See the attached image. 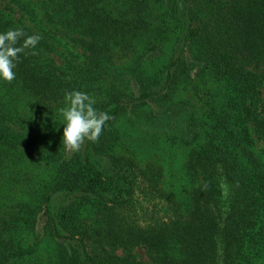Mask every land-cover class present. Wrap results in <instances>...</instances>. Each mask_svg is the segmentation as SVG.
I'll list each match as a JSON object with an SVG mask.
<instances>
[{
  "label": "trees",
  "instance_id": "1",
  "mask_svg": "<svg viewBox=\"0 0 264 264\" xmlns=\"http://www.w3.org/2000/svg\"><path fill=\"white\" fill-rule=\"evenodd\" d=\"M16 28L42 39L0 78V264H45L41 250L47 264H264V0H0V33ZM74 90L111 118L68 155L59 109ZM126 119L186 148L179 185L115 151ZM29 163L54 172L6 209ZM54 194L76 199L56 214Z\"/></svg>",
  "mask_w": 264,
  "mask_h": 264
},
{
  "label": "rangeland",
  "instance_id": "2",
  "mask_svg": "<svg viewBox=\"0 0 264 264\" xmlns=\"http://www.w3.org/2000/svg\"><path fill=\"white\" fill-rule=\"evenodd\" d=\"M182 96H177V98H188L191 102H194L192 97H190L191 93H188L183 90V92L180 93ZM66 106V104H65ZM125 124L128 126L125 129L124 135L119 143V145L115 148V151L124 154L125 156H130L135 161H139L142 164L148 163V162H154L158 163L164 166L165 171V178L167 183L179 185L183 179H182V173H183V163L186 159V148L180 147V146H172L168 143L161 142V138L163 136L159 134H163L164 128L160 127L159 133L156 134L155 132L152 133L149 130V126L144 122H131L127 119L125 120ZM155 140V141H154ZM147 142H152L150 145H148ZM256 150L264 156V141L263 140H257L256 141ZM85 148V144L83 145L82 149ZM114 151V150H113ZM68 155H72L75 152L68 151ZM95 158L97 162L103 167V168H111L110 159L109 156L102 153L95 154ZM27 167H30L32 172L30 173L27 169V176H32L33 181L31 183H27L25 179V176H21L18 180L21 181V184L14 188L11 192H9V195L11 196V200L9 201L8 205H5L6 209L13 210L14 207L17 206L18 203L24 204V201L27 200V198H31V195L29 192H33L35 188H38L39 182L45 183L46 180L53 174L54 169L46 164L43 163H36L31 164L29 163ZM27 183V184H26ZM25 189V192L22 190ZM137 200L141 203L139 204L138 213L137 216L143 221L148 220L151 218L152 210H154L153 201H151L150 196L146 195L143 192V189H138L137 191ZM32 197H35L33 195ZM7 198L8 195H7ZM38 197H36L37 199ZM74 196L66 195V194H54L53 199L51 201V209L53 213H60L62 210V207L64 205H67L71 201L75 200ZM159 200V199H157ZM160 202V201H157ZM157 211L160 215L163 214L162 211V205H157ZM86 213L84 214V217H86ZM95 216V215H93ZM46 215H44V211L41 210L39 212L38 218V229L42 230L43 225L45 224ZM42 248L45 247L44 243L41 244ZM40 255L43 257V261L45 264H47V260L45 259L46 253L41 250L39 251ZM137 255L146 260L147 254L145 251V248L142 246L137 247L136 249Z\"/></svg>",
  "mask_w": 264,
  "mask_h": 264
},
{
  "label": "clouds",
  "instance_id": "3",
  "mask_svg": "<svg viewBox=\"0 0 264 264\" xmlns=\"http://www.w3.org/2000/svg\"><path fill=\"white\" fill-rule=\"evenodd\" d=\"M23 29H9L0 33V78L11 83L16 78L20 55H37L34 51L42 39L39 34L27 35ZM19 44V46H17ZM33 51L28 52L27 50ZM66 106L59 109L63 123V145L70 152H79L86 141L98 142L106 122L111 118L94 107L96 100L86 92L74 90L65 93Z\"/></svg>",
  "mask_w": 264,
  "mask_h": 264
}]
</instances>
